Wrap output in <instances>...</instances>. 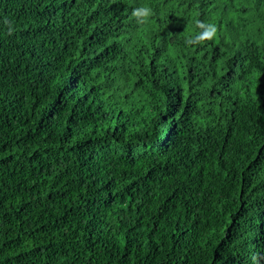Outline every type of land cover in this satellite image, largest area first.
Instances as JSON below:
<instances>
[{
    "label": "trees",
    "instance_id": "16d2710c",
    "mask_svg": "<svg viewBox=\"0 0 264 264\" xmlns=\"http://www.w3.org/2000/svg\"><path fill=\"white\" fill-rule=\"evenodd\" d=\"M0 264H264V0H0Z\"/></svg>",
    "mask_w": 264,
    "mask_h": 264
},
{
    "label": "clouds",
    "instance_id": "9594fccd",
    "mask_svg": "<svg viewBox=\"0 0 264 264\" xmlns=\"http://www.w3.org/2000/svg\"><path fill=\"white\" fill-rule=\"evenodd\" d=\"M143 11H145V12H146L147 10H143Z\"/></svg>",
    "mask_w": 264,
    "mask_h": 264
}]
</instances>
